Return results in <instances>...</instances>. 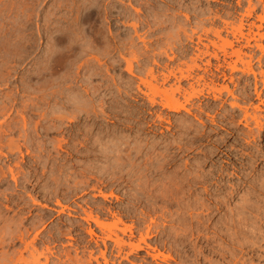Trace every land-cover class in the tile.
I'll return each instance as SVG.
<instances>
[{"label": "rangeland", "instance_id": "rangeland-1", "mask_svg": "<svg viewBox=\"0 0 264 264\" xmlns=\"http://www.w3.org/2000/svg\"><path fill=\"white\" fill-rule=\"evenodd\" d=\"M251 1L0 0V260L30 242L51 264H264V120L246 126L226 90L191 113L152 105L140 81L153 68L167 89L204 44L242 48L258 78L216 88L264 115V0ZM116 234L145 249L119 252Z\"/></svg>", "mask_w": 264, "mask_h": 264}, {"label": "bare ground", "instance_id": "bare-ground-1", "mask_svg": "<svg viewBox=\"0 0 264 264\" xmlns=\"http://www.w3.org/2000/svg\"><path fill=\"white\" fill-rule=\"evenodd\" d=\"M249 2H250V4L252 3L251 0H249ZM253 9L254 8H252V7H250L248 9V13H247L248 16L252 15ZM137 11H139V9H137ZM136 25H138V24H134L133 27L135 28ZM241 26H242V24L239 27V31H240L241 36H244L243 31H241V29H242ZM220 31H221V29L217 28V29L214 30V33H215V35H218V37L221 38V35H220L221 32ZM211 44L213 46L214 45L217 46L215 41H211ZM247 44L250 45V41L248 39H247ZM204 45H205L206 49H198L199 51L198 50L197 51L199 53L195 52L196 53L195 57L191 58L192 61H193L192 64H187L186 63L187 66H185V67L177 65V66L171 68L170 70H168L167 74L163 72L164 74H163V77H162V85L165 84L171 78L174 79V84L172 83V85H170V88H167V89L166 88H161L160 85H159L160 83L159 84L157 83V82H159L158 81L159 76L154 73V69L153 68H149L150 69L149 70V75H151V80H149V78H148V79H141L140 81H141V83H143V85L147 86L150 89L151 93L153 94L152 96H150V94L146 93L147 95L150 96V101H151L152 105L155 104V103L156 104L159 103L160 105H162L164 107H167L170 110L175 111V112L187 111V112L191 113V110H192L191 106L194 105L193 104V100L195 98H200L201 95L205 96V93L209 94L210 92H213V91L222 92L223 90H226V92L232 98H234V100L230 102L231 107L234 108V109H239V110L244 111V113H245V115H244L245 125L249 126V124L251 123L250 120H252V121L255 122V124L258 127H261L263 125L264 115H262L261 112L258 113L259 111H257V109H260L259 106H257V108L255 106V108H254L255 110L252 108L253 112L251 114V113H249V110H248L249 108H247L246 105H242V104L237 103L235 101V98H237L238 95H236V93L230 88V85L227 82L225 83V85L222 84L221 88H216V84L220 80H222L224 82L228 80L229 83H234V74L233 73H235V72H237V73L240 72L242 75H253L255 77V80H256L258 78L257 77L258 76L257 75L258 72L254 69V67L252 65V58L254 59L252 54L251 55L247 54V52H245L242 48H240V49H231V50L226 49V48L225 49H217V50L221 51V53H219L217 50L210 51V49H207V48H210L208 43H206ZM164 52H166V51H164ZM166 53H167L166 55L171 60H173V56L171 57V56L168 55V52H166ZM138 56L139 55H137V53H136V54H133L132 58H126L125 57V60L127 62V66H126L125 70H127L129 73H131L133 75L135 74L134 73L135 69L133 67V60L134 59H138ZM247 56L250 59H247L246 58ZM234 57H235V59H233ZM203 60H205V62H203ZM199 61H201L202 64L199 63ZM263 72L264 71L262 70L259 73H261V75L263 74V76H264ZM153 80H156L157 82L154 83ZM184 81L189 82V84H190V86H189L190 88L189 89H187L185 87ZM262 82H263V85H264V78H263ZM247 85H249V84H247ZM257 86H258V82H255V91L257 92V96L260 98V93L261 92L259 93ZM138 89L141 90L139 85H138ZM93 95H95V94H93ZM156 95H160L162 100L161 101H157V99L155 98ZM219 98H220L219 95H217L215 93L213 94V99L216 100V99H219ZM69 103L71 104V102H69ZM201 112H202V110H201ZM71 118H68V119H70V121L74 120V119H71ZM211 120H212V122H215L214 118L211 119ZM201 122L204 123L203 121H201ZM86 215L87 216L84 219H86L87 221L89 219H93L98 226L104 227V228L107 227V229L109 230L108 227H110V225L108 223H105L104 221H102L98 216L94 217L92 212H89ZM118 221H121V220H118ZM115 224H116V222H115ZM121 231L123 233H126L127 231H130L133 234L131 225L130 226H126L125 228L121 229ZM88 233L93 235L94 234V230L90 228L88 230ZM116 236H117L116 238H113L112 235H109L108 237L115 240L116 245L118 246L119 252H121V249L125 245H128V247H130V251H129L130 253L138 252L140 250L145 249V246H143L140 242H138V243L126 242L122 238H119V236L117 234H116ZM148 236H150L149 233H146V236H142L140 238V241L146 243V237H148ZM2 243H3V241H0L1 245H2ZM30 245H31V243L27 242V244L25 245L24 251H26V250L28 251L29 250L30 254L33 256V259H28L29 257L28 258L24 257V253L25 252L23 251V249L22 250L20 249V251H19L20 252V256H18V258L16 257V261L14 263H12V264H17V263H20V264H51L50 257L45 254V251H39L35 247L36 245L33 246L34 244H32L33 249L31 250ZM48 250H49V248H48ZM69 253H68L67 256H68L69 260H71V255H69ZM5 255H6V253H5ZM28 255H29V253H28ZM41 257H45L44 258L45 260L43 261L41 259ZM89 257H90L89 260L86 261V262H83L82 264H87V262H92V257L93 256H89ZM102 257H104L105 264H109V260L105 256V252H102ZM153 257L156 258L157 255H154ZM169 257H170L169 255L166 256L164 258V260L168 259ZM125 258H127L126 255H125ZM12 259H13V257H12ZM5 260H7V259H4V261L0 260V264H8L6 262H8L9 260L8 261H5ZM96 260L98 261L97 258H96ZM10 261H12V260H10ZM99 261H98L97 264H102ZM58 264H64V261H63V263L61 261V263L59 262ZM70 264H71V262H70Z\"/></svg>", "mask_w": 264, "mask_h": 264}]
</instances>
